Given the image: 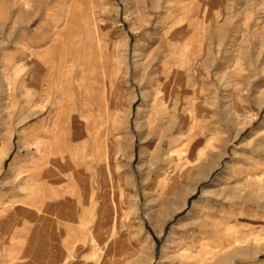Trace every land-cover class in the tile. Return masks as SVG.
<instances>
[{
    "label": "rangeland",
    "instance_id": "obj_1",
    "mask_svg": "<svg viewBox=\"0 0 264 264\" xmlns=\"http://www.w3.org/2000/svg\"><path fill=\"white\" fill-rule=\"evenodd\" d=\"M0 264H264V0H0Z\"/></svg>",
    "mask_w": 264,
    "mask_h": 264
},
{
    "label": "bare ground",
    "instance_id": "obj_2",
    "mask_svg": "<svg viewBox=\"0 0 264 264\" xmlns=\"http://www.w3.org/2000/svg\"><path fill=\"white\" fill-rule=\"evenodd\" d=\"M155 228H157V227H155Z\"/></svg>",
    "mask_w": 264,
    "mask_h": 264
}]
</instances>
